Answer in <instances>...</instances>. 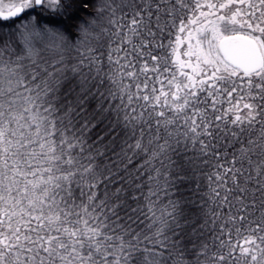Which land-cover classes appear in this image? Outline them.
Instances as JSON below:
<instances>
[{"label":"trees","instance_id":"16d2710c","mask_svg":"<svg viewBox=\"0 0 264 264\" xmlns=\"http://www.w3.org/2000/svg\"><path fill=\"white\" fill-rule=\"evenodd\" d=\"M218 2L0 20V264H264V66L177 41ZM221 2L224 36L264 42V0Z\"/></svg>","mask_w":264,"mask_h":264},{"label":"rangeland","instance_id":"374dc122","mask_svg":"<svg viewBox=\"0 0 264 264\" xmlns=\"http://www.w3.org/2000/svg\"><path fill=\"white\" fill-rule=\"evenodd\" d=\"M34 0H0V11H10L13 8L17 6H21L24 9L29 8L33 4ZM220 2L213 5L208 12L212 14L216 11L217 17H212L207 22H204L202 26H195L193 27L194 22H192V25H186V29L184 35L181 37V35L177 38L178 43L183 47L184 45H187L188 48L194 46L197 44V46H200L201 53L206 61L216 62L218 61L221 56L218 51V42L219 40L224 37L222 33V26L220 25V18L224 19L222 17L223 12H218L221 8L224 6H227L228 3L227 0H218ZM221 1H225L226 4H223ZM232 2H237L238 4H245L247 5V0H232ZM237 9H240L239 7H233L232 15L233 17L229 18V21L227 23L231 24V22L237 21V16L241 12H237ZM207 11V10H206ZM219 21V22H218ZM239 22L241 23H248L249 20L245 19L244 15H240ZM201 24V23H200ZM188 26V27H187ZM249 27V26H248ZM249 29H253V31H257L260 35L264 34L262 32L261 28L258 26L249 27ZM253 39L259 44V47L262 51L263 57H264V42L261 41L259 36H252ZM181 63V62H180ZM231 67V66H230Z\"/></svg>","mask_w":264,"mask_h":264},{"label":"water","instance_id":"95a60500","mask_svg":"<svg viewBox=\"0 0 264 264\" xmlns=\"http://www.w3.org/2000/svg\"><path fill=\"white\" fill-rule=\"evenodd\" d=\"M45 0H34L39 7ZM24 12L17 6L10 11H0V20L8 21L19 18ZM218 51L225 63L245 75L259 72L264 66V57L258 43L251 37L233 33L222 37L218 42Z\"/></svg>","mask_w":264,"mask_h":264},{"label":"bare ground","instance_id":"6f19581e","mask_svg":"<svg viewBox=\"0 0 264 264\" xmlns=\"http://www.w3.org/2000/svg\"><path fill=\"white\" fill-rule=\"evenodd\" d=\"M34 5V4H33ZM24 9V8H23ZM25 10V9H24ZM24 13V12H23ZM21 17V16H20ZM12 20V19H11Z\"/></svg>","mask_w":264,"mask_h":264}]
</instances>
